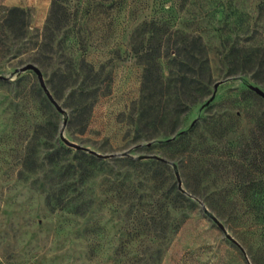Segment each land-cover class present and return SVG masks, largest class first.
<instances>
[{"label":"rangeland","instance_id":"obj_1","mask_svg":"<svg viewBox=\"0 0 264 264\" xmlns=\"http://www.w3.org/2000/svg\"><path fill=\"white\" fill-rule=\"evenodd\" d=\"M51 1L0 0V22L10 7L25 11L22 28L0 26V264H251L248 245L264 239V222L243 213L250 205L236 176L262 149L243 155L254 118L238 99L250 84L264 90V71L231 74L225 54L232 44L264 43L260 0H186L181 8L180 0H67L64 25L49 34ZM152 18L170 24L135 32ZM190 31L202 37V56L192 65L167 61L166 41ZM26 63L39 67L62 111L32 69L20 70ZM145 77L164 83L143 91ZM182 78L208 79L190 106L193 96L172 88ZM233 105L237 118L224 115L233 130L213 142L211 117ZM180 130L198 142L193 155L201 149L190 161L203 175L192 208L172 207L187 156L166 138ZM152 155L166 160V177ZM214 192L238 211L232 218L207 205Z\"/></svg>","mask_w":264,"mask_h":264},{"label":"trees","instance_id":"obj_2","mask_svg":"<svg viewBox=\"0 0 264 264\" xmlns=\"http://www.w3.org/2000/svg\"><path fill=\"white\" fill-rule=\"evenodd\" d=\"M159 1V3L163 7L167 0ZM168 1L172 2L171 0ZM180 1L181 8L186 0ZM66 3L67 0L51 1L49 13L44 26L45 31L49 30V34H53L56 30H59L64 25L67 16ZM256 7L258 10L256 19H258L264 13V0H260ZM24 14L25 11L23 9L17 6L10 7L7 9V14L4 20L0 22V26L6 27L8 29L14 28V26L22 28L23 26H25L23 17ZM169 24V18H164L163 20L156 18H152L151 20H143L139 24V26H137L135 32L139 34L142 31H146V29L158 31L162 28H167ZM140 42H145V40H142ZM166 42L168 43L167 55H165L167 61H176L179 64L192 65L199 59V56H202V37L200 35H194L191 31L186 32L185 37L181 41L175 39L171 41L168 40ZM160 45L161 44H159V46ZM196 47L197 49L199 48L197 52H195ZM171 51L173 55H171ZM204 60H207V57H205ZM225 61L229 73L241 75L252 73V76L254 78L259 71H264V43L253 42L249 44H232L225 54ZM148 71V69L145 70V76L146 74H148ZM167 81L171 80L168 79ZM262 82L264 84V81ZM160 83L164 82L160 79L151 80L148 77H145L143 79L142 89L144 91L149 88H156V86ZM207 84L208 79H201L196 82L192 81L191 84V82L186 81L184 78H182L175 80L172 84V88L175 94H181V96L183 95V97H185V100H187L186 98H188L186 97V93L192 95L193 97L188 100V105L190 106L197 101V95H195L194 92L203 89L205 90L207 88ZM250 91L254 92V94H251ZM250 91L242 92L238 99L239 102H246L247 100L249 101V104L247 105H250V108L247 112H249L250 116L254 118V126L250 135L251 140L247 144V149L245 150V152H243V155L248 154L251 149L261 148L262 151L258 150L257 152H253V157L247 164L249 166L245 167L243 164H241L242 167L237 173L236 179L240 183L239 188L241 189V199L247 200L250 205V207L247 210H244L243 213H248L253 219H260V222H264V107L261 104V99L263 98L252 89H250ZM234 101L237 100L235 99ZM240 107V105H233V107L231 108V110L234 111L233 113H224L211 117L209 128L211 130V140L213 142L223 134L227 133L230 130H233L234 120H225L224 117L230 116L237 118L236 110L240 109ZM174 110L175 112H177L176 107L174 108ZM146 117L147 115H144L143 113L140 116V120H145ZM195 125L196 124L193 123L189 131H192ZM175 129V126L171 127L167 131L168 133L165 134V136L172 134ZM174 138H176V141L179 144V150L182 153L186 154L187 161L185 165H183L182 172L185 178V188L174 184L175 190L173 191L171 197L172 207L178 208L182 206H188L192 208L195 203L194 198H196V196H199L203 175L199 173V169L196 172L194 171V168H192L190 161L192 159H198L197 156L200 153L201 149L199 148V150L196 151L195 155H193L194 150H196L199 144L198 142H193L190 139V136H188L186 130H180L176 135L166 139H168V141H171ZM208 147L211 148L214 147V145L211 144ZM156 156L157 155L151 156L150 163L154 165V170L158 174L166 177L169 170V167L166 164V160L160 156V158H157ZM128 163H131L132 165L136 162L133 161V159H130ZM258 171H261L262 175H258L259 173H256ZM205 200L207 201V205L218 215L229 212L228 215L230 214L232 218V214L234 215L236 212H238L235 209L227 211V209L221 206L218 203V196L215 194V192L206 195ZM261 230L264 235V226L263 228H261ZM240 249L243 251L244 247L241 246ZM248 251L251 264H264V239L260 243H257L255 247L252 244H249Z\"/></svg>","mask_w":264,"mask_h":264},{"label":"water","instance_id":"obj_3","mask_svg":"<svg viewBox=\"0 0 264 264\" xmlns=\"http://www.w3.org/2000/svg\"><path fill=\"white\" fill-rule=\"evenodd\" d=\"M26 69H32L37 77H38V80H39V83L41 85V87L43 88V90L45 91L47 97L50 99V101L56 106V108L59 110V111H62V107L57 103V101L53 98L52 94L49 92L45 82H44V79H43V76H42V72L41 70L39 69V67H37L35 64L33 63H26L25 65L21 66L20 67V70H26ZM250 89H252L253 91H255L258 95H260L263 99H264V90L258 86V85H254V84H250L248 86ZM214 98V93L211 95L210 99L207 101L209 102L210 100H212ZM66 143L70 146H73V147H78V145L76 143H72V142H69V141H66ZM157 158H160L159 156H156ZM177 179L179 181V186H180V178L179 176H177ZM181 187V186H180ZM234 240V239H232Z\"/></svg>","mask_w":264,"mask_h":264}]
</instances>
